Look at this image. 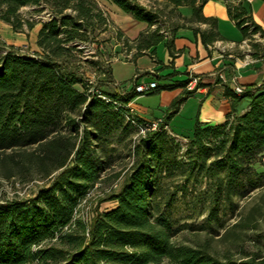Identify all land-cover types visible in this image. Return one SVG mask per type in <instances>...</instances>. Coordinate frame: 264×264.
<instances>
[{
    "label": "trees",
    "instance_id": "trees-1",
    "mask_svg": "<svg viewBox=\"0 0 264 264\" xmlns=\"http://www.w3.org/2000/svg\"><path fill=\"white\" fill-rule=\"evenodd\" d=\"M105 1L146 23L132 44L125 40L135 48V55L162 40L163 28L155 14L129 0ZM165 1L173 7L187 6L191 16L185 21L207 24L194 29L202 43L220 37L216 19L202 14L204 0ZM243 1L226 4L229 18L243 36L260 32ZM95 3L0 0V20L14 30L23 24L28 30L34 26L19 16L21 7H45L50 12L36 31L34 52L0 45V154L11 152L0 159L8 162L4 175L52 174L49 183L32 196L0 201V264H264V255L256 252L217 258L203 248L172 241L178 229L156 201L158 174L170 163L160 128L138 138L126 179L107 198L113 205L95 211L87 234L71 227L78 205L109 165L96 141L119 127L118 116L129 115L126 103L139 95L133 89L136 81L123 94H111L69 68L67 57L75 49L69 43L85 41L90 26L105 23ZM166 45L169 48L170 42ZM104 71L111 76V70L100 68ZM161 87L169 85H158L156 90ZM241 96L248 97L242 114L229 112L214 125L195 118L190 132L191 142L203 151L205 138L216 140L210 152L215 167L226 170L223 184L228 199L237 193L252 164L255 171L264 152V79ZM182 100L177 97L171 102L162 116L164 124Z\"/></svg>",
    "mask_w": 264,
    "mask_h": 264
},
{
    "label": "rangeland",
    "instance_id": "rangeland-1",
    "mask_svg": "<svg viewBox=\"0 0 264 264\" xmlns=\"http://www.w3.org/2000/svg\"><path fill=\"white\" fill-rule=\"evenodd\" d=\"M93 1L102 12L105 23L95 22L90 26L91 30L87 31L85 41L69 43L75 45L72 54L67 57L69 68L100 90L120 95L125 92L124 88L129 86L128 80L125 79L131 75L133 69L132 63L124 60L132 57L128 53L131 48L135 50L132 45L128 46L125 40L132 44L133 36L144 30L146 23L125 13L115 4L102 0ZM129 1L155 14L157 22H160L162 28L167 31L180 16L177 8L165 0ZM232 1L227 0L229 4H232ZM34 8L21 7L18 10L19 16L30 20L34 25H40L50 17L48 8L44 7L43 10ZM155 26L156 24L152 28ZM35 33V29L28 30L25 24L14 30L0 20V45L4 47L21 53H32L36 48ZM253 38V34L245 36L249 45ZM158 48L161 50L162 45L159 44ZM143 60L148 61L149 57L145 56ZM111 62L118 86L113 84L112 77H109L106 71L100 72V68L111 70ZM142 77L143 82H146L148 76ZM140 95L139 99L134 100L135 104L149 108L155 118H159L161 111L157 108L159 101L157 92ZM247 98V96L242 98V104H246ZM194 102L195 106L192 101L187 103L185 110L177 116L176 124L168 122L164 124L161 118V123L157 127L164 133L165 151L170 163L167 169L158 174L156 201L159 209L178 229L172 241L203 248L217 258L224 256L238 258L255 252L264 255V152L258 157L255 171L252 164L244 180L238 184L237 193L230 199L226 198L223 184L226 170L215 167L213 163L215 157L210 152L216 140L205 138V151L191 142L190 132L200 107L199 100L196 99ZM125 106L129 113L128 119L118 116L119 127L112 129L109 134H103L102 139L96 141L109 165L88 189L76 209L71 227L77 232L84 231V234H87L95 211L113 205L107 198L116 192L126 179L133 160L132 147L141 136L139 128L136 130L134 127L151 117L150 114L141 115L145 118L143 119L135 114L130 101ZM8 153L11 152L0 154V159ZM7 163L0 161V201L13 197L28 198L50 181L52 174L42 177L39 174L24 176L16 173L5 177L4 173L8 171Z\"/></svg>",
    "mask_w": 264,
    "mask_h": 264
},
{
    "label": "crops",
    "instance_id": "crops-1",
    "mask_svg": "<svg viewBox=\"0 0 264 264\" xmlns=\"http://www.w3.org/2000/svg\"><path fill=\"white\" fill-rule=\"evenodd\" d=\"M96 1L99 2V0ZM239 1L233 0L232 4L235 5ZM227 3V0H204L202 14L216 19V28L220 35L218 39L207 45L202 43L199 33L194 30L196 28L204 29L207 24L184 21L183 19L191 16V12L187 6H177L179 19L172 24L168 31L165 29L160 31L163 33L161 41L138 55H135L136 51L133 48L129 50L128 53L132 57L124 61L132 63L133 69L131 75L125 79L129 84L127 88H124L125 91L130 88L133 81L143 82L142 76L145 75L148 76L147 81L156 80L160 86L169 85L168 88L161 87L155 91L159 97L157 104V108L161 111L159 118H162L175 98L183 97L177 112L167 121L169 124H176L177 116L185 110L187 103L192 101L195 106L196 99L199 100L200 107L197 117L194 118L203 124H219L227 118L229 112L231 115L242 114L247 108L248 98L246 104H242L244 96L233 93L234 84L230 81L229 76L233 73L236 76L235 82L246 89L260 84L264 79V0H244L242 2L247 6L253 22L260 28L259 33L253 34L254 38L251 41V46L249 45L254 61L247 65L242 62L240 47L245 36L242 35L235 22L229 18ZM38 28L39 25H34L32 29L37 31ZM145 28L146 25L143 29ZM167 41L170 42L169 48L166 45ZM226 42H233L234 45L222 52L218 44ZM159 44L162 45L161 50L158 48ZM145 56L149 57L148 61L143 60ZM112 62L111 77L113 84L118 86ZM219 70H223L225 79L218 77ZM190 75L197 78L198 86L195 85L194 91L186 94L184 83ZM140 97L139 94L130 100L135 114L141 118H143L141 115L150 114L149 119L155 118L156 116L149 108L135 104L134 100Z\"/></svg>",
    "mask_w": 264,
    "mask_h": 264
},
{
    "label": "built area",
    "instance_id": "built-area-1",
    "mask_svg": "<svg viewBox=\"0 0 264 264\" xmlns=\"http://www.w3.org/2000/svg\"><path fill=\"white\" fill-rule=\"evenodd\" d=\"M246 1H251V0H246ZM234 45L233 42H226V43H219L218 46L220 48V50L222 52L226 51L227 49H229L230 47H232ZM241 52H242V62L244 65L250 64L254 61V58L252 56V52H251V48L249 46V44L247 43V40L244 39L241 42ZM217 75L219 78L221 79H225V75L223 70H219L217 72ZM229 79L231 82H233L234 86H233V93L235 95H241L246 88H244L243 86L237 84L235 82L236 80V76L232 73L229 76ZM197 83V78L193 75H190L185 82V89L187 91H193L195 89V85ZM158 88V83L156 82V80H149L146 82H139L136 83L133 87L134 91L137 94H144V93H150L155 91ZM161 118H153V119H146L142 122H140L139 124V131L141 133V135H144L147 131L151 130H155L157 129L158 125L161 123Z\"/></svg>",
    "mask_w": 264,
    "mask_h": 264
}]
</instances>
